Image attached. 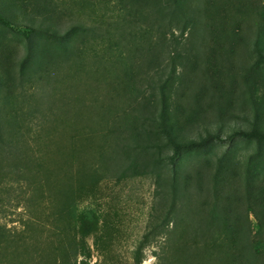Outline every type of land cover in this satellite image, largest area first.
Here are the masks:
<instances>
[{
	"label": "rangeland",
	"instance_id": "obj_1",
	"mask_svg": "<svg viewBox=\"0 0 264 264\" xmlns=\"http://www.w3.org/2000/svg\"><path fill=\"white\" fill-rule=\"evenodd\" d=\"M4 1L0 0V5ZM174 1H162L167 4L162 17L154 12V5L136 11L135 24L144 34L141 44L157 58L153 57L154 66L146 81L141 72L132 75L138 87L143 88L142 94L135 95L122 89L123 78L116 79L115 88L110 83L108 87V81L102 82L101 68L90 66L94 64L91 59L94 51L109 57L111 46L119 40L115 35L134 28L131 22L130 27L124 22L126 15L133 13L129 5L124 11L117 0H52L55 7L49 9L35 7L38 0H33L27 1V5L17 3L19 8L10 6L0 16V46H14L13 62L17 59L10 74L0 71L4 77L0 83L2 264H55L82 241L91 252L90 264H136V250L141 245L142 264H229L231 261L225 248H212L210 243V248L196 245L201 237L194 230L200 220L187 213L196 210L195 198L208 197L210 206L215 205L216 198L224 200L223 195L214 193L212 180L216 179L218 168L222 170L221 176L236 177L243 187L252 180L264 187L258 178L264 176V148L255 139L240 135L241 131L257 127L264 131V59L257 51V48L264 51V37L257 42L253 28L246 27L247 22L235 30V22L228 17L235 11L221 6L220 0H200L201 18L194 23L172 12ZM207 6L225 7L223 20L214 21L211 15H204ZM78 22L82 25L79 29H68ZM47 29L64 36L58 42L44 35ZM101 36L108 39L106 45ZM238 36H243L240 37L243 41ZM29 38L40 58L47 50L49 55L55 50L63 53V45L83 48L80 61L86 63L89 72L81 70L78 76L82 78L74 80L58 68L37 79L33 69L51 61L42 62L44 56L33 62L36 58L33 56V66H27L22 73L21 61L30 46ZM227 49L231 52L224 61L222 53L218 55L217 51ZM142 58L147 66L151 56ZM216 60H221L227 68L219 66ZM69 62L73 65L68 69L75 72L76 58L70 57ZM187 62L189 68L184 66ZM64 63L63 57L58 59V65ZM207 66H211L210 78L204 73ZM172 70L176 83L177 77L184 75L183 86L171 77L174 85L167 86V90H179L181 95L194 91L200 94L195 103L200 112L192 119L197 123L190 124L188 118L180 115L179 134L200 137L211 131L220 135L208 149L186 152L176 161L170 158L173 149L165 147L159 122L163 108L158 84ZM91 85H97L98 89L88 95L99 98L84 100L81 95L79 99L80 94L74 92L76 87L83 93ZM143 95H151L152 100ZM181 102L187 105V98ZM169 109L176 112L174 105ZM126 112L132 114H128L127 120ZM155 132L161 137L160 147L141 152L143 149L137 144L145 145ZM134 150L135 154L139 152L137 164H132L135 156L128 155ZM204 172H209L211 180L199 178L204 177ZM189 174L194 177L188 179ZM174 181L178 183L177 189L180 184L178 202L193 195L192 201L183 204L178 228L179 231L184 228L186 233L178 236L173 232V216L167 214L174 199ZM200 183H205L204 189ZM68 193L72 195L70 204H66L64 197ZM82 213L99 219L97 230L84 240L78 225ZM249 219L255 232L256 218L250 214ZM222 237H217L219 244ZM230 238L225 242L237 239ZM170 245L173 250L169 253L166 250Z\"/></svg>",
	"mask_w": 264,
	"mask_h": 264
},
{
	"label": "trees",
	"instance_id": "obj_2",
	"mask_svg": "<svg viewBox=\"0 0 264 264\" xmlns=\"http://www.w3.org/2000/svg\"><path fill=\"white\" fill-rule=\"evenodd\" d=\"M32 2L33 0H5L3 2V5H0V16H3L5 12H7V8L10 6L19 8L17 3L27 5L26 2ZM163 0H117V3L122 5L121 10L126 11L127 7L126 5H129L130 11H133V13L128 16L126 15L124 22L128 23L127 26L130 27L131 23L132 26L134 25V28L132 30H128L125 33L122 34H116V39H119L116 41L114 45L113 42L110 43L111 48V54L109 57L101 55L99 52L94 51L92 53L91 59L93 60L94 64L90 63V66L93 67H100L102 71L101 79L102 82L108 81V87L109 83L111 88H115V82L116 79H124L123 81V87L122 89L126 90L127 93L135 95L136 93L142 94V89L138 87V84L135 82V78L133 77L135 73L141 72V77L143 78V81H146L150 69L153 68L154 64V58H157L155 56L150 55V52H147V48L141 44V39L143 38V30L141 27L137 24H135L137 17H135L136 11H140L143 9H146L147 6H155L154 12L159 14L162 17L163 10L165 9ZM216 1V0H215ZM207 2H210L207 0ZM222 2L221 6H226L228 9H231L235 11L234 13H231L228 17H232L233 21L235 22L234 29L237 30L238 27L244 23L247 22L248 25L246 27H252L253 28V37L255 40H258L264 37V0H236V1H228V0H220ZM172 5V4H168ZM44 6L46 8L51 9V6H54V3L51 0L50 2H45L44 0H38V3H36L35 7ZM2 7V8H1ZM210 7V8H209ZM201 4L200 0H176L173 4V11L177 13H180L181 15H184L185 18L189 19L194 23L195 20H199L201 17ZM208 8V9H207ZM5 9V10H2ZM54 9V8H53ZM224 8H217L213 6H207L204 8L205 13H207L208 16L211 15V19L221 21L223 20L224 14ZM9 11V10H8ZM52 12V10L50 11ZM203 17V16H202ZM243 17L246 18V21L243 20ZM131 22V23H130ZM134 23V24H133ZM227 27L229 25L228 20L226 21ZM240 24V25H239ZM136 25V26H135ZM217 25V23H216ZM68 29L69 30H76L79 29L82 25L80 23H73L71 24ZM122 27V26H121ZM42 27H40L41 29ZM48 28V27H46ZM53 29L54 31L56 27L51 26L50 29ZM72 28V29H71ZM120 28V27H119ZM44 29V28H43ZM69 30H66L69 31ZM69 31V32H71ZM50 37H52L54 40L60 42L61 38L64 35L59 36L57 32H51L49 29L46 30V34ZM164 36V33L162 34ZM97 37V36H96ZM243 37V36H238ZM233 38H236L233 37ZM29 48L27 50V54L24 56V58L21 61L22 66V73L25 71L27 66L32 67L33 62L41 60L44 56L45 58L42 60V62H50L49 64L44 63L43 65H40L37 67V69H33V72L35 74V78L39 79L42 77V75H50L53 70L64 69V75L69 79H74L75 77L82 78L81 76H78L79 72L81 70L88 71L86 69V63H81L80 61L82 54L84 53L83 48L77 46L74 47L72 45H63L61 51L55 50L51 51V55H49V50H47L45 53L46 55H43L40 58L39 53L34 52L32 48V39L29 38ZM101 39L103 40L104 44L106 45L108 42V39H105L101 36ZM106 40V41H105ZM241 41H243L242 38H240ZM221 41V40H220ZM256 42V41H255ZM163 46H165L163 44ZM74 47V48H71ZM169 48V47H167ZM153 49V48H152ZM15 47L14 46H8L4 48V44L0 46V71H4V74L7 72L10 74V70L12 66H15V63L17 62V59L15 62V55L14 53ZM259 55L261 58L264 59V51L263 49H258ZM231 51L222 50L217 51L218 55L222 53L221 59L224 61L226 60V56ZM153 53V51H152ZM151 56L150 61H148L146 64L147 66H144V60L142 57L144 56ZM33 56L36 57L34 61L32 62ZM53 57V60L51 57ZM61 57L64 58L65 63L62 65H58V59ZM74 57L76 58L77 68L75 72H72L71 69H68V66L73 65V63L69 62V58ZM129 58V62H128ZM210 56L208 58V62L210 61ZM80 61V62H79ZM68 62V64H67ZM217 64L224 69L227 68L226 65L224 66L221 63V60H216ZM128 63V64H126ZM20 65V61L18 62ZM215 64V62H214ZM54 65V66H53ZM67 67L65 68V66ZM186 68L190 67V63L187 62L186 65H184ZM146 67V68H145ZM211 67V66H210ZM210 67L207 66L204 73L207 74V77L210 78ZM89 72V71H88ZM108 73L115 74V76L109 77ZM133 75V76H132ZM125 77H129V80L126 81ZM174 77L173 70L170 72L166 80H160L158 84L159 89L161 88V100H162V112L160 113V119L159 122L162 125V130L165 135L164 139L166 141V145L170 146L173 149L172 154L170 155V158L172 161H176L177 158L184 155L186 152H190L193 150L201 151L208 149L215 140L220 138L219 134H214L211 131H207L206 134H202L200 137H191L187 136L185 134H179V132L182 129L181 123L179 121H182L181 116H184L190 124H196L197 121L192 120L193 118L199 114L200 110H197V106L195 105L196 102L199 101V93L195 92H184V95L180 94L181 91L174 90L173 88H170L167 90V86L172 87L174 83H171L170 78ZM111 78V79H109ZM178 84L182 85L184 75H180L177 77ZM4 79L2 74L0 73V83ZM101 79L98 83L101 82ZM77 80V79H76ZM154 80V79H153ZM173 81L176 83V79L174 77ZM97 83V84H98ZM176 83V84H177ZM214 83H211L209 85H213ZM78 86V85H77ZM183 86V85H182ZM101 87V86H100ZM99 87V88H100ZM98 86L97 85H91L86 88V90L82 93V91H78V88L76 87V90L74 92L79 93V99H81V95L83 96L84 100H88L90 98L98 99L99 95L89 96V92H97ZM48 90V89H47ZM175 91L174 93H172ZM76 95V94H75ZM152 95V94H151ZM151 95H143L145 99L151 101ZM69 97V96H68ZM176 99V102L173 101V99ZM71 98V97H70ZM187 98V105H185L181 100ZM144 99V98H143ZM138 103V101H137ZM175 103V104H174ZM170 105H174L175 113H172L170 111ZM134 105H131L130 108L133 109ZM120 108V107H119ZM132 114L129 112L125 113V119L127 120L129 118V115ZM131 128V127H130ZM129 128V129H130ZM138 134L135 133L134 137H136ZM157 134L159 132H155V135L152 137L150 136V140H148V143L145 145L137 144L141 149H143L141 152H147L149 147H157L159 148L161 143L159 140H161V137H159ZM240 135L247 137L249 139H255L258 143V146L263 149L264 148V131L263 129L257 127L254 128L251 131H241ZM127 149V148H124ZM135 151L133 153L128 152V155L132 154L133 157L135 156L134 161L132 164H137V158L139 156V152ZM127 152V150H126ZM114 153V152H112ZM204 171L201 170V172ZM222 170L221 168H218V171L214 176L216 179L212 180L215 183L213 184L215 188V194H220L224 196V200L226 202L221 201L219 198L215 199V205L210 206L209 198L204 197L203 199H197L195 198L193 200V205L196 210L192 211L193 214L187 213V216H196L200 220V224L195 227L194 230L196 234H199L201 237V241L197 242V246H200L203 248V246L209 245L213 246L212 248H225L226 251L229 252L228 258H231V261H229V264H263L264 263V235H262V232L264 231V187L257 183V181L252 180L251 182H248L244 187L239 183V181L234 178H230L228 176H221ZM204 177H199L202 180H211V175L206 172L203 173ZM188 179H192L194 175L189 174L186 176ZM260 181L264 182V176L258 177ZM189 180H187L188 182ZM205 183H200V187L204 189ZM188 184L187 186H189ZM178 183L174 181V199L172 200L171 205H169L168 209V217L172 218L175 223V227L173 229V232H175V236H178L180 234H185L186 231L183 228L179 231V223L182 221V211H183V204H187V200L190 202L192 201L193 195L189 194L187 198H185L184 201H182V198H180V202H178L177 199V193L180 191V184L179 188ZM182 188V187H181ZM203 191V190H202ZM64 197H66L67 201L66 204H70V201L72 200L71 194H64ZM221 202V205L219 204ZM181 204V208L178 207ZM190 205V204H189ZM198 212V215H197ZM204 213V215L200 216V214ZM250 214L254 215L256 218V225L258 226V230L255 232L251 229V222L249 219ZM185 215V217H187ZM99 224V219L96 216L89 217L87 215H84L83 213L80 215L78 219V225H79V233L81 234L83 240L86 239V237L93 234ZM192 227V226H190ZM219 229V231H217ZM198 232V233H197ZM230 234L233 236H236L237 239L233 240L231 243H226L230 238ZM218 235L223 236L222 242L219 244L218 242ZM0 236H2V233L0 232ZM232 237L230 240H232ZM186 244H189V240H185ZM210 243V244H208ZM81 248H79V247ZM173 245H170L168 247L167 252H172ZM176 247V246H175ZM174 247V248H175ZM177 248V247H176ZM192 248V247H191ZM206 249V248H204ZM58 251H61L58 249ZM62 252V251H61ZM199 254V253H198ZM81 257V259L78 261V257ZM90 258H91V252L89 249H87L86 243L82 241V243L77 242V244L73 247V250L68 252L67 256H64L62 258L61 262H56L55 264H90ZM135 261L136 264H142L144 261V254H143V245L139 246L136 250L135 254ZM227 261V262H228ZM0 264H2L0 262ZM13 264V263H12Z\"/></svg>",
	"mask_w": 264,
	"mask_h": 264
}]
</instances>
